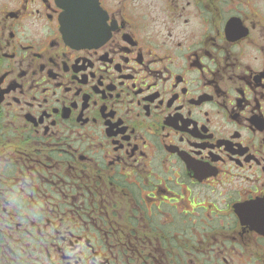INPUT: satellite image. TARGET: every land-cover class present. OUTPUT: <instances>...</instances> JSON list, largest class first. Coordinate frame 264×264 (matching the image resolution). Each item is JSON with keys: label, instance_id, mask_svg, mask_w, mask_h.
I'll list each match as a JSON object with an SVG mask.
<instances>
[{"label": "flooded vegetation", "instance_id": "obj_1", "mask_svg": "<svg viewBox=\"0 0 264 264\" xmlns=\"http://www.w3.org/2000/svg\"><path fill=\"white\" fill-rule=\"evenodd\" d=\"M60 3L0 0V264H264V0Z\"/></svg>", "mask_w": 264, "mask_h": 264}, {"label": "water", "instance_id": "obj_2", "mask_svg": "<svg viewBox=\"0 0 264 264\" xmlns=\"http://www.w3.org/2000/svg\"><path fill=\"white\" fill-rule=\"evenodd\" d=\"M62 4H65V13L62 19L64 32L74 36L79 44L87 45V30L94 36L96 31H101V27L97 26V22H94V25L89 24L87 26V0H64ZM88 5L94 7V10H91L92 17L99 14L97 0H90Z\"/></svg>", "mask_w": 264, "mask_h": 264}]
</instances>
